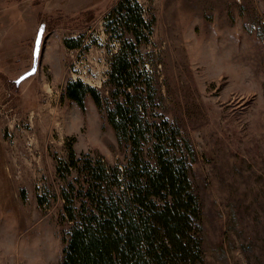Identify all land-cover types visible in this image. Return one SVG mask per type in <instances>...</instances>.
<instances>
[{"label":"rangeland","instance_id":"374dc122","mask_svg":"<svg viewBox=\"0 0 264 264\" xmlns=\"http://www.w3.org/2000/svg\"><path fill=\"white\" fill-rule=\"evenodd\" d=\"M119 1L0 0V264L61 263L70 145L126 162L92 98L82 109L65 94L77 80L107 94ZM134 1L154 21L141 49L151 111L195 153L205 263L264 264V0Z\"/></svg>","mask_w":264,"mask_h":264},{"label":"trees","instance_id":"16d2710c","mask_svg":"<svg viewBox=\"0 0 264 264\" xmlns=\"http://www.w3.org/2000/svg\"><path fill=\"white\" fill-rule=\"evenodd\" d=\"M153 25L136 1H119L108 25L121 45L110 60L107 94L80 80L66 86L82 109L92 98L127 157L122 165L78 158L70 145L68 160L58 163L59 176L71 175L61 192L69 229L60 264H206L202 205L190 178L194 150L151 111L156 95L141 49Z\"/></svg>","mask_w":264,"mask_h":264},{"label":"water","instance_id":"95a60500","mask_svg":"<svg viewBox=\"0 0 264 264\" xmlns=\"http://www.w3.org/2000/svg\"><path fill=\"white\" fill-rule=\"evenodd\" d=\"M41 36H42V33L39 32V34H38V37H39V46H40ZM38 37H37V38H38ZM36 46H37V41H36ZM38 49H39V47L37 48V51H38ZM37 62H38V58L36 57L35 62H34L33 71H32V72H34V71L36 70Z\"/></svg>","mask_w":264,"mask_h":264},{"label":"snow or ice","instance_id":"6c2138e0","mask_svg":"<svg viewBox=\"0 0 264 264\" xmlns=\"http://www.w3.org/2000/svg\"><path fill=\"white\" fill-rule=\"evenodd\" d=\"M39 47V37L37 38V48Z\"/></svg>","mask_w":264,"mask_h":264}]
</instances>
